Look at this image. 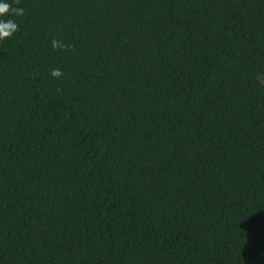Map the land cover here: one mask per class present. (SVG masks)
<instances>
[{
    "label": "trees",
    "instance_id": "1",
    "mask_svg": "<svg viewBox=\"0 0 264 264\" xmlns=\"http://www.w3.org/2000/svg\"><path fill=\"white\" fill-rule=\"evenodd\" d=\"M4 2L0 264H264V0Z\"/></svg>",
    "mask_w": 264,
    "mask_h": 264
},
{
    "label": "clouds",
    "instance_id": "2",
    "mask_svg": "<svg viewBox=\"0 0 264 264\" xmlns=\"http://www.w3.org/2000/svg\"><path fill=\"white\" fill-rule=\"evenodd\" d=\"M9 4L5 3L4 0H0V16H3L4 14L9 12ZM17 15H23L22 9H14L13 10ZM17 30V25L9 20L7 22L0 21V40H3L5 38H9L15 31ZM52 46L54 48L56 47H63V45L59 44L58 41L53 40ZM54 77H59L62 75L61 71L59 69H55L51 73Z\"/></svg>",
    "mask_w": 264,
    "mask_h": 264
}]
</instances>
